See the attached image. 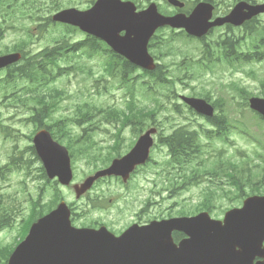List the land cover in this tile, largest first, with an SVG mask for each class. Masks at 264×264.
I'll list each match as a JSON object with an SVG mask.
<instances>
[{
  "label": "water",
  "instance_id": "obj_1",
  "mask_svg": "<svg viewBox=\"0 0 264 264\" xmlns=\"http://www.w3.org/2000/svg\"><path fill=\"white\" fill-rule=\"evenodd\" d=\"M167 1L174 7H183L176 0ZM211 11L209 5L199 4L189 17L180 14L169 18L160 15L155 4L136 13L130 2L96 0L85 11L62 10L52 17V21L77 27L105 42L115 54L131 64L152 71L155 66L147 45L158 28H184L188 34L201 37L213 26L225 22L240 25L244 20L264 13V5L248 9L239 4L228 18L208 23ZM19 59V54L0 57V68ZM183 100L196 112L212 116L213 108L206 102ZM250 108L264 117V100L251 99ZM33 142L48 177L69 185L72 173L66 149L53 142L46 132L38 133ZM150 145L148 135L142 137L127 156L88 178L80 188L75 187L77 195L88 190L99 177H127L135 165L146 160ZM174 231L184 233L186 239L175 244ZM263 240L264 197L250 198L242 209L226 213L223 224L211 220L207 213H201L190 218L153 222L145 227L132 226L118 238L105 231L73 229L69 211L61 204L56 211L32 225L8 264H252V260L261 255Z\"/></svg>",
  "mask_w": 264,
  "mask_h": 264
},
{
  "label": "trees",
  "instance_id": "obj_2",
  "mask_svg": "<svg viewBox=\"0 0 264 264\" xmlns=\"http://www.w3.org/2000/svg\"><path fill=\"white\" fill-rule=\"evenodd\" d=\"M10 4V2H5V5ZM70 4L72 3L71 1L69 2V0H25V2L20 4L14 3V5L10 7V9H6L4 7L2 9L3 14H1L0 17L3 19L2 23H5V20L13 19L15 21H18L23 20V18L28 16L29 19H32L31 21L35 20L39 23L37 25L38 35L44 39L45 35L49 33L48 27L51 24V21L49 18H46L45 20H43V23H40L42 20H40V13L47 12L48 14H50L62 8L68 7L67 5ZM0 5H3V2H0ZM58 26L60 28H55V31L58 32V35L51 39L52 46H48L45 49L38 51L39 53L37 52L35 56H30L28 51L25 52L26 48H24V45H16L13 47V51H20L22 53L23 62L18 68H13L12 71H9L4 79L0 80V93L6 94V92L9 90H18L20 92H23V94L29 97H19L18 100L17 98H13V96H10L8 98H13V102L23 105L24 107H26L25 109H33L30 108V106L33 104H35L36 106H41V109L46 111V115L51 116L59 108V104L62 102V100L68 98V95L64 90L58 88H51L50 85L56 82L57 78L62 76L66 77L69 75V73L72 72L73 74L86 75L87 78H90V80L94 82L92 87L95 88V84H97L98 81L94 78L95 74L92 68H89L83 60L96 59L100 57L104 59V67L102 66L103 68L101 71L103 73L100 75L99 80L103 82V80L108 77L111 80H114H110L111 83L120 82L123 85L128 84L126 86H129L128 89L132 90L130 92L131 94H133V90L139 83V80L138 78H132L131 76L132 72L136 70L132 65H130L121 57L114 55L104 44L95 39L87 37L84 41L76 43L73 42L71 36L75 34L77 30L67 26ZM256 35L259 36V34ZM260 36H262V34H260ZM154 47V43L150 45V49H154ZM255 50L256 46H252V48L250 49V51L252 52ZM254 56H257V59L262 58L259 57L257 53H255ZM75 58H77V60H75ZM164 70H166L164 69V66H158L151 77L152 79L156 78V84L158 85L159 89L163 88L167 84L172 83V81H167V79L165 78L163 73ZM144 74L149 76L151 73L144 72ZM24 85L26 86L22 87ZM140 86H142V89L145 91L150 90L148 89V83L142 82ZM44 90L46 93L45 95H42V92ZM85 91H81L79 95H82ZM96 92L100 93V90L97 89ZM100 94H102V92ZM262 94L264 97V91ZM204 97L207 99L206 96ZM79 103L80 104L76 105L74 108L77 109L76 118H80L79 120H74L75 124H79L83 121H90L89 116H92L93 112H96V115L100 114L98 113V108H96L95 105L93 106L91 104H88L84 100H81ZM214 105L217 109H224V107L221 106L220 102H217ZM240 107H247L246 101H244L243 104L240 105ZM143 109L145 108H139L135 104L132 96V98L126 104L124 110H117L116 108L103 110L104 114H102L105 115L106 121H120L122 124H125L129 121H144V115L146 113L149 114V110ZM258 118L262 121L260 117ZM60 121L61 120L54 121V124L56 125L55 131L57 133V138L58 140H60V142H62L63 137L65 136L64 133L69 123L67 120H62L61 123ZM211 122H213L214 125L217 126V128L219 129L218 136L222 137V135L226 134L227 121L224 115V111L222 115L216 117ZM48 129L54 130V127L51 128L49 126ZM167 142L171 151L177 152V154L175 155H177L179 159L182 158L183 155L187 152V148H194L193 146H191L188 140H185L184 135H182L179 130L176 131L173 136L169 137L166 140V143ZM77 145L78 143H72L70 139H67V147L71 152H74V149ZM92 149L93 146L91 144H83L80 146L78 154H81L83 157H85L87 155V152ZM178 149H180L181 151H178ZM31 150L32 149L30 148V151ZM174 161L181 162L177 158H174ZM221 167V174L225 175L227 172L225 168H223V164H221ZM235 167L237 168V166ZM213 171H211V174H216ZM191 172L196 173L197 170H193ZM243 173H245V171L240 169L238 173L240 178H243ZM184 178L186 180L189 179L186 178V175H184ZM246 182L249 183V181ZM241 184V182H237L235 185V187H237V189L240 191L242 190ZM55 203L56 202H54L51 206H42L39 208V210L37 209V207L31 209L32 214L27 220L28 222L26 223L25 227H23L21 230L20 239H22L27 234V231L32 221L42 216L43 213H45L46 211L51 210Z\"/></svg>",
  "mask_w": 264,
  "mask_h": 264
},
{
  "label": "rangeland",
  "instance_id": "obj_3",
  "mask_svg": "<svg viewBox=\"0 0 264 264\" xmlns=\"http://www.w3.org/2000/svg\"><path fill=\"white\" fill-rule=\"evenodd\" d=\"M72 5L71 7L84 10L89 6L88 1L91 0H71ZM142 1V5H147L144 0ZM153 1L165 9L168 8L162 1H156V0H150ZM70 2V1H69ZM218 4H220L222 11H219L220 13L224 12L227 7L226 5L229 3V0H216ZM257 2L264 3V0H257ZM70 5H67L68 7ZM47 15V13L45 14ZM24 27L25 23H24ZM17 28L20 29L18 26ZM49 33L45 35L43 42L38 41L36 42L35 46L31 50H39L48 44H51V39L58 35V32L55 31L52 27L49 29ZM83 37L81 34L76 33L73 36V40H82ZM15 40V37L13 35H8L6 39L4 40V45L10 46ZM182 46V49L186 51V53H189L190 57H195L194 60L197 59V57L200 56V51L198 50V45L193 47L192 45ZM0 51H4L2 47H0ZM167 61V60H165ZM89 66L93 67L94 72H98L101 70L100 68V61L90 60L88 62ZM252 71L254 73V77L249 74V72ZM264 78V61L257 64H251V66L245 67L244 69L237 70L233 75H230L229 71L222 70L218 72L215 76H212L209 73L203 74V76L199 79H197L195 82L190 83L191 81L185 80L183 84L176 83L175 85V92L177 95H184V96H191L193 93H201L203 91H210L211 94L215 97L217 95L222 96L225 99V109H228L230 113L235 112L234 116H228L229 118H234V124L236 122H246L249 124V130L253 133H255L256 138H258L262 143H264V125L262 123L257 122V120L253 117L252 113L248 109L241 108L240 105L237 104V95L236 92L232 87L226 86L228 83H235L246 86L250 91L257 94L259 92V79ZM118 84L115 83L114 86L116 87ZM58 87L64 88L68 95L71 97L65 101H63L61 109H67L68 113L71 112L74 109L75 103L79 100L76 95H78L79 90L84 89V84L79 81L78 78H75L74 76H69V78H65L64 80H61L60 83H58ZM88 87H90L88 85ZM114 91H117L116 88ZM150 96V95H149ZM137 99L140 101L142 105H151L148 103L143 97L138 96ZM175 103H181L179 98L176 97ZM92 102H98L99 104H102L105 99L101 97H92ZM123 101V95L121 92H113V98L109 99V104L111 103H118V105L122 106L121 102ZM172 103V101H171ZM154 105V104H152ZM168 107H170L167 104ZM171 109V108H170ZM184 109V108H183ZM162 115L160 117V120H162ZM237 120V121H236ZM239 129H233L231 132V135L229 136V139L227 143H223L219 140H215L211 142V148L208 149V153L205 156L210 161H214L216 154L219 151L221 152V160L223 162L231 161L235 163L236 165H239L241 161H244L249 157V159H254L255 165L259 164L262 167L264 166V149L255 141L248 140L249 135H244L239 133ZM28 133V132H26ZM21 136H19L17 140V144L19 145L21 143ZM97 141H105L106 139H102V137L97 136L95 137ZM25 144L27 145V141L25 140ZM8 149L11 148V145L7 147ZM255 150L260 151L263 154L262 158H257L253 156V153ZM159 157L160 155L157 153ZM156 159V160H158ZM250 164V163H249ZM75 168H76V180L74 183L80 184L83 179L85 178L86 174L90 171L87 169V165L84 161H75ZM264 173L261 171V169H252L250 173V177L253 181L256 179H261L262 175ZM34 177H36V173L33 174V176L30 177L27 181V194L32 195L36 199V194L38 193L37 187L42 184V182L35 180ZM244 177H246V173L244 174ZM158 184L159 181H158ZM162 185L160 184L158 186V189H162ZM209 187V184L206 182L199 184L198 186H190L186 190H179L178 194H170L167 191L162 192V198L160 199L159 196V202L161 203L158 205L157 208L153 209V213L158 214L159 217H166L169 215L176 216L177 213L184 212V213H192L196 210L197 205L200 203V201L203 198V192L204 190ZM227 189V188H226ZM100 190V189H99ZM62 192H64L66 195L62 196L66 201H68L69 204L75 203V198L73 196V191L71 188L64 189ZM103 195L106 197L113 196L120 192V189L116 185H111L109 187L103 188L101 190ZM176 193V192H175ZM100 191H96V194L99 195ZM132 194H135V192H132ZM49 198V195L45 194L44 201L41 202V204H44ZM165 198V201L162 202V199ZM84 203L77 202L75 205H78L77 207L80 208L83 206ZM26 207H28L27 203L24 204ZM231 204L228 199L221 198L218 200L214 205V214L217 215V218L215 219H221L223 216V213H221V210H224L225 208L229 207ZM232 205H235L233 203ZM213 209V210H214ZM28 210L25 209L24 214H26ZM123 222H119L118 227H122ZM14 235V232H13ZM10 235H6L3 237V242L5 243L9 239ZM1 262V257H0Z\"/></svg>",
  "mask_w": 264,
  "mask_h": 264
},
{
  "label": "flooded vegetation",
  "instance_id": "obj_4",
  "mask_svg": "<svg viewBox=\"0 0 264 264\" xmlns=\"http://www.w3.org/2000/svg\"><path fill=\"white\" fill-rule=\"evenodd\" d=\"M172 13V12H171ZM173 14V13H172ZM7 68L3 69L0 71V74L6 75ZM128 129L129 136L133 139L134 142L138 140L139 137H141L143 134H145L149 130H155V133L153 134V139H154V150L157 147L158 144V139L162 138L164 134L167 132H164L161 128H159V125L156 122H151V121H145V122H136L133 124H130L128 127L125 128V130ZM173 132V131H171ZM146 164L144 167L137 168V170L134 172L133 175L130 176L129 180L127 181L126 184H122L123 188L126 189V193H128V188L130 187V184L136 183L137 179L140 178L141 173H143V170L146 169L150 164ZM117 178H109L107 180H115ZM105 180V179H104ZM103 181V180H102ZM139 187L138 192H139V198H144V196H149L145 200L139 201L138 199L135 200V202L132 200V198H129L132 200L133 204L138 205L137 206V212L135 213V216L133 218V223L132 224H137L139 226L146 225L154 220H157L156 217H152L151 213V206H152V201H151V194L155 193V188H156V181H153L152 179L149 178H143L141 177V184L137 185ZM153 187V189H152ZM74 225L78 227L84 226V224L81 222V220H75L73 221ZM91 227V226H89ZM94 227V225H93ZM97 228V227H94ZM182 237V236H181ZM175 238H178V236L175 235ZM179 241L180 239H175ZM253 264L256 263H264V251L261 253L259 257L254 258Z\"/></svg>",
  "mask_w": 264,
  "mask_h": 264
}]
</instances>
